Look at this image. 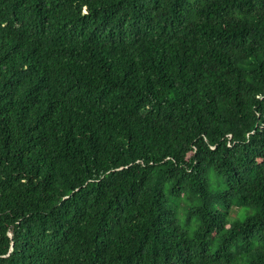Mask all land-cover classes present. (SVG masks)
I'll return each instance as SVG.
<instances>
[{
	"label": "trees",
	"instance_id": "1",
	"mask_svg": "<svg viewBox=\"0 0 264 264\" xmlns=\"http://www.w3.org/2000/svg\"><path fill=\"white\" fill-rule=\"evenodd\" d=\"M0 264H264V0H0Z\"/></svg>",
	"mask_w": 264,
	"mask_h": 264
},
{
	"label": "rangeland",
	"instance_id": "2",
	"mask_svg": "<svg viewBox=\"0 0 264 264\" xmlns=\"http://www.w3.org/2000/svg\"><path fill=\"white\" fill-rule=\"evenodd\" d=\"M208 186L210 188H219L223 186V183L220 179H218L213 173L209 174L208 177ZM185 202H189V199L187 198L186 195H184L180 200H179V210H180V219H181V223L182 226L184 227V229L192 231V226L191 225H187L185 224V216H184V208H183V204ZM236 210H231L230 214L228 215V223L234 221L235 219H237L239 216L238 214H236L235 212ZM245 216V214L242 215V217Z\"/></svg>",
	"mask_w": 264,
	"mask_h": 264
}]
</instances>
